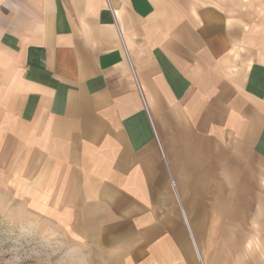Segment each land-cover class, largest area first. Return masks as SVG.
<instances>
[{"label":"crops","instance_id":"0c3cea01","mask_svg":"<svg viewBox=\"0 0 264 264\" xmlns=\"http://www.w3.org/2000/svg\"><path fill=\"white\" fill-rule=\"evenodd\" d=\"M0 190L90 264H264V0H0Z\"/></svg>","mask_w":264,"mask_h":264},{"label":"rangeland","instance_id":"374dc122","mask_svg":"<svg viewBox=\"0 0 264 264\" xmlns=\"http://www.w3.org/2000/svg\"><path fill=\"white\" fill-rule=\"evenodd\" d=\"M9 194L0 190V264H90L85 246L51 223H40V214L28 213Z\"/></svg>","mask_w":264,"mask_h":264},{"label":"built area","instance_id":"2783aa9c","mask_svg":"<svg viewBox=\"0 0 264 264\" xmlns=\"http://www.w3.org/2000/svg\"><path fill=\"white\" fill-rule=\"evenodd\" d=\"M118 37H119L120 41L122 42V38H121V34H120L119 30H118ZM130 69H131V73H132V77H133V79H134V82H135L136 86H137L138 89H139V84H138V82H137V79H136L135 73H134V71H133L131 65H130ZM144 106H145V108H146V110H147V107H146L145 104H144ZM150 122H151V120H150ZM151 125H152V123H151ZM152 129H153V132H154V136H155V138L157 139V135H156V132H155V130H154L153 125H152ZM157 141H158V139H157ZM158 146H159V148H160V152L162 153V150H161V147H160L159 144H158ZM171 186H172L173 188H175V183H174L173 181H171ZM200 264H202V262H200Z\"/></svg>","mask_w":264,"mask_h":264}]
</instances>
